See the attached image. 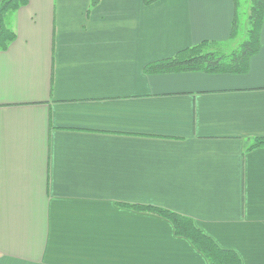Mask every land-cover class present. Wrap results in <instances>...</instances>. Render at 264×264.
<instances>
[{
  "label": "crops",
  "instance_id": "1",
  "mask_svg": "<svg viewBox=\"0 0 264 264\" xmlns=\"http://www.w3.org/2000/svg\"><path fill=\"white\" fill-rule=\"evenodd\" d=\"M2 0H0L1 2ZM235 0H29L0 52V264H264V27L244 74H149L230 42Z\"/></svg>",
  "mask_w": 264,
  "mask_h": 264
},
{
  "label": "trees",
  "instance_id": "2",
  "mask_svg": "<svg viewBox=\"0 0 264 264\" xmlns=\"http://www.w3.org/2000/svg\"><path fill=\"white\" fill-rule=\"evenodd\" d=\"M149 6L159 0H143ZM100 0H91V6ZM29 0H2L0 2V52L5 51L16 40L17 34L10 28L7 19L19 9L26 7ZM236 14L231 39L238 37L239 1L235 0ZM249 30L247 39L231 53L219 48L222 44L203 42L178 52L174 57L149 64L145 72L149 74L201 72L207 74H244L248 71L250 59L259 52L264 27V0H251ZM264 148V138L254 139L248 150ZM138 212L155 214L168 220L174 227L177 237L185 238L208 261V264H242L239 255L220 248L213 239L196 227L194 221L167 209L154 206L133 205Z\"/></svg>",
  "mask_w": 264,
  "mask_h": 264
},
{
  "label": "rangeland",
  "instance_id": "3",
  "mask_svg": "<svg viewBox=\"0 0 264 264\" xmlns=\"http://www.w3.org/2000/svg\"><path fill=\"white\" fill-rule=\"evenodd\" d=\"M238 1H239L238 37L226 43L225 45L220 46L219 49L225 53H231L234 50L238 49L241 46V44L247 39V34L249 30V16L251 12L250 10L251 0H238Z\"/></svg>",
  "mask_w": 264,
  "mask_h": 264
}]
</instances>
